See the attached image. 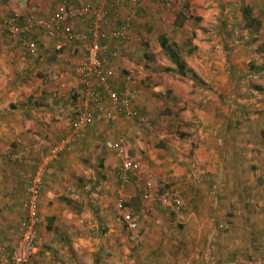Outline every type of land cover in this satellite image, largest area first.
I'll use <instances>...</instances> for the list:
<instances>
[{"label": "rangeland", "instance_id": "rangeland-1", "mask_svg": "<svg viewBox=\"0 0 264 264\" xmlns=\"http://www.w3.org/2000/svg\"><path fill=\"white\" fill-rule=\"evenodd\" d=\"M146 2H141L145 7L142 25L136 26L139 53L135 58L140 66L128 76L136 92L146 93L142 99L148 111L141 113L153 119V127L141 131L132 123L128 127L131 132L124 131L137 173L133 181L131 175L127 185L119 186L127 189L131 184L142 191L149 184L152 197L146 203L139 202V214L129 211L128 206L120 214L125 242L120 247L124 252L119 262L113 256L98 255L94 264L264 261V0L254 2L252 15L261 27L250 34L241 17L244 1L224 0L219 4L222 16L218 19L214 14L217 7L205 0L203 6L210 15L196 22L190 19L189 25L181 6ZM197 29L204 30L200 40L192 36ZM161 37L167 45L175 43L184 60L186 49L198 42L225 45L227 53L237 49V66L242 65L238 70H251V65L258 63L261 74L243 73L238 79L242 86L234 91L238 100L227 99L221 105L227 111L232 109L231 115H209L202 100L187 98V81L174 71L164 70L174 65L161 50ZM224 88L229 89L228 82ZM189 95L195 97L197 93ZM116 136L103 139L104 145L108 142L112 147ZM98 165L92 169L96 178L86 180L90 186L97 177L105 178ZM105 189L101 187L100 197ZM172 195L178 200V209L160 202ZM123 213L135 220V230L127 229ZM92 220L90 234L97 238V221L95 217ZM208 248L210 256L206 258Z\"/></svg>", "mask_w": 264, "mask_h": 264}, {"label": "crops", "instance_id": "crops-1", "mask_svg": "<svg viewBox=\"0 0 264 264\" xmlns=\"http://www.w3.org/2000/svg\"><path fill=\"white\" fill-rule=\"evenodd\" d=\"M87 1L98 0H80L82 3ZM146 1L148 0H138L136 5L127 4L108 9L109 23L105 29L107 34L120 26L131 9L136 12L132 28L128 32L129 40H111L110 52L105 55L114 71L113 85L116 88H120L122 79L129 80L130 71L133 75L140 66L135 58V54L139 53L136 26L142 25V10L145 11V7H141V2L147 3ZM184 1L188 25L191 24L190 19L196 22L210 15L208 8L203 6L205 0ZM210 1L217 7L214 14L219 19V15L222 16L219 4H224V0ZM230 1H244L243 5L251 8L255 2ZM62 2L63 0H0V247L5 248L0 257L6 264H9L10 250L19 239V227L25 218L22 202L35 173L32 160L39 158V155L30 153L26 159L17 162H11L7 157L26 147H37L42 153H46L64 138L75 118L83 85L75 74L80 62L79 48L75 44H59L36 33L34 37L38 41V47L34 54H29L8 36L3 22L14 12L32 17H49ZM73 27L77 32H85L82 24L74 23ZM203 33V29H197L192 36L195 35L200 40ZM185 55V60H182L184 70L187 71L181 78L187 81V98L202 100L209 115L215 113L221 117L228 112L231 115L232 109L227 111L221 105L227 99L238 100L236 92L239 88L242 89L238 79L245 74L260 75L262 71L256 67L258 63L252 64L251 70L239 71L238 67L242 68V65L237 66V49H231L227 53L225 45L218 46L213 42H198L192 49H186ZM229 71L232 72L231 75ZM225 82L229 86L227 91L224 88ZM193 91L197 93L195 97L189 95ZM136 93L138 96L134 107L140 112L148 111L145 108L148 105L145 104L144 107L142 99L146 93ZM147 101L150 100L147 98ZM132 123L134 124L133 121L123 119L110 123L97 115L94 123L87 129L85 139L75 143L70 151L61 153L56 161L50 163L38 199L41 243L30 264H94L98 255L107 258L113 256L118 262L122 258L124 251L120 247L125 239L120 230L122 212L117 209V201L124 199V211L128 206L129 211L139 214V202L146 203L150 199L144 198L145 188L142 191L138 188L135 190L131 184L127 189L120 188L121 185L111 170L118 159L112 144L107 142L108 146H105L103 139L117 135L113 142L116 143L117 138L124 135V131L131 132L128 127ZM127 141L129 150V140ZM95 165L102 169L105 178L97 177L94 186H90L86 180L96 178V174L92 172ZM136 173H133L132 181ZM102 186L107 189L102 191L103 195L100 197ZM94 217L97 221V238L90 234ZM102 229L105 231L101 232Z\"/></svg>", "mask_w": 264, "mask_h": 264}, {"label": "built area", "instance_id": "built-area-1", "mask_svg": "<svg viewBox=\"0 0 264 264\" xmlns=\"http://www.w3.org/2000/svg\"><path fill=\"white\" fill-rule=\"evenodd\" d=\"M168 6H181L185 12L184 0H154ZM138 0H98L96 2L80 0H63L49 17H32L20 12H14L3 22L8 36L18 43L27 53L34 54L38 47L35 34H42L59 44H75L79 48L80 62L76 68L77 80L83 85L79 96V105L74 120L67 129V135L54 145L48 152L42 153L37 147H26L23 150L8 155V160L17 162L26 159L30 153L38 154L39 158L32 160L35 173L31 178L27 196L22 202L25 211L24 221L19 227V239L9 253V264H30L40 243L38 199L43 186V179L50 163L57 160L59 155L70 151L72 146L85 139L87 129L94 123L97 115L110 123L120 119L133 121L141 131H151L153 119L135 109L137 93L127 78L122 79L120 88L113 86L115 76L113 69L106 58L110 52L111 40L127 42L128 32L136 14L135 9L110 33H106L109 23L110 7L136 5ZM183 12V13H184ZM82 24L85 32L75 31L73 24ZM127 140L124 135L117 138L112 149L118 159L116 166L111 170L121 186L130 182L134 173L133 160L127 150ZM150 185L145 189L144 198L151 199ZM176 197H163V205L178 209ZM124 199L117 201V209L124 211ZM122 220L127 229L132 231L137 228V223L130 214L122 215ZM5 252L0 247V254ZM0 264H6L0 257Z\"/></svg>", "mask_w": 264, "mask_h": 264}, {"label": "trees", "instance_id": "trees-1", "mask_svg": "<svg viewBox=\"0 0 264 264\" xmlns=\"http://www.w3.org/2000/svg\"><path fill=\"white\" fill-rule=\"evenodd\" d=\"M240 11L242 13V19L244 21L245 29H247L249 31V34L250 33H257L261 27V23L257 18H255L252 15V8L249 5H242ZM159 40H160L161 50L170 59V61L174 65L172 68H165L164 70L165 71H174L180 77L185 76L187 70H184L185 66H184V63L180 57L179 47L175 43H173V45H171V46L169 44L167 45V40L163 37H161ZM130 83H131V81H130ZM113 86L115 87V85H113ZM132 86H133V84H132ZM133 88L135 90L134 86H133ZM135 92H136V90H135ZM212 212H213V210H212ZM209 250H210V248H208V251L206 252V255H205L206 258H208L210 256ZM229 264H264V261H250V262L245 263L242 261L235 260Z\"/></svg>", "mask_w": 264, "mask_h": 264}]
</instances>
